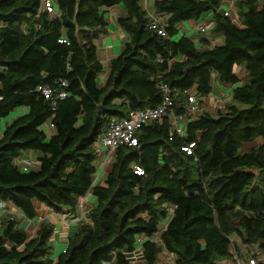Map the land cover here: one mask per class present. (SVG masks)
Segmentation results:
<instances>
[{
    "label": "trees",
    "instance_id": "16d2710c",
    "mask_svg": "<svg viewBox=\"0 0 264 264\" xmlns=\"http://www.w3.org/2000/svg\"><path fill=\"white\" fill-rule=\"evenodd\" d=\"M227 2L235 21L224 14ZM115 6L125 12L117 24L128 39L100 83L95 40ZM56 8L0 0V120L23 110L0 134V202L21 214L0 215V264H129L137 246L146 264L162 250L174 264H237L233 236L264 257V0H156L165 37L149 28L140 0H56ZM207 14L198 42L174 40L178 25ZM215 36L221 44L211 43ZM218 85L231 87L229 103L182 134L167 117L143 126L136 146L117 149L103 185L92 186L93 145L112 118L156 108L160 86L184 100ZM29 151L42 157L23 171L16 161ZM88 192L96 199L88 221L53 260V225L39 220L27 231L22 223L36 218L33 202L73 214Z\"/></svg>",
    "mask_w": 264,
    "mask_h": 264
},
{
    "label": "built area",
    "instance_id": "2783aa9c",
    "mask_svg": "<svg viewBox=\"0 0 264 264\" xmlns=\"http://www.w3.org/2000/svg\"><path fill=\"white\" fill-rule=\"evenodd\" d=\"M143 1L144 0H140L141 3ZM39 2L42 8L47 13L49 14L56 13L57 11L56 0H39ZM228 4L229 7L228 9H225L224 14L225 16L228 15L230 17L229 9L232 8V4L230 2ZM149 18L151 19L149 28L154 30L158 35L165 37L163 27H165L164 24L166 18L159 16L156 13H154ZM194 29L196 30L197 34L206 33V22L202 20L197 22L194 26ZM160 89H162L164 96L160 105H158L156 108L145 109L143 111L129 112L126 118L123 119L112 118L109 121L106 131L100 135V137L93 145V149L97 157L100 158L101 168L103 165H108L109 163H111L112 158L118 148L122 146H129V147L136 146L137 142H136L135 134L143 126L151 124L161 118L167 117L170 120L172 131H174L177 134H182L185 125L188 122L197 119L198 116L201 113H203L204 105L206 104V102L208 103L210 101L209 96L202 97L195 91L188 92L184 100H182L180 97L171 96L169 90L165 86H160ZM41 92L44 95V98L50 100L52 102V105H54L51 92L47 89H42ZM64 96L65 94L60 93L57 95L56 99L57 98L62 99L64 98ZM47 130L52 131V126L49 124L44 126L45 133ZM193 147L194 144H190L187 149H183V150L189 153V149H192ZM19 168L23 171L27 170V168L23 166ZM135 173L140 175L141 171L137 169ZM82 201H83L82 198H80L75 208V212L73 214L65 210L59 212L57 224H59L60 222L64 225H67L69 223V217L71 215H75L76 212L81 219L83 217L82 215H84ZM6 211L12 214H15V212L18 213V211L16 209L11 208L9 204L0 202V215ZM87 213L88 212H86V215ZM162 231L163 229H161L159 235L162 233ZM155 240L156 242L159 243L160 241L159 236H157ZM239 246H242L243 248H247L251 252L245 256L241 255L238 258L237 264H257L259 260H261L264 263V257H260L256 246H246L242 244H239ZM64 249L62 250L61 253L64 252ZM103 264H108V263H103Z\"/></svg>",
    "mask_w": 264,
    "mask_h": 264
},
{
    "label": "crops",
    "instance_id": "0c3cea01",
    "mask_svg": "<svg viewBox=\"0 0 264 264\" xmlns=\"http://www.w3.org/2000/svg\"><path fill=\"white\" fill-rule=\"evenodd\" d=\"M156 0H144L141 5L143 10L146 12L148 17H151L155 12L153 9L154 2ZM228 4V2L226 3ZM125 16V12L123 9L119 6L111 7L109 8L104 17L106 22V33H98L97 38L95 40V45L97 48V58L100 61L102 67H103V73L99 79L100 83L104 82V79L106 78L108 71H109V61L115 57H117L122 48L124 43L127 41L126 34L119 28L117 24L118 18H123ZM210 19V15L207 14L202 17V21L207 22ZM194 25H192V22L182 23L178 25L177 27V34L174 37V40H177L181 37H188L192 39L194 42L199 41V35L197 34L196 30L194 29ZM223 41V36H215L212 38L211 43L213 45H219ZM231 87L227 86H215L214 90L212 91L210 97V101L204 105L207 106L210 104L215 106L217 110H219L221 107L219 105L227 104L230 102V94ZM216 93V94H215ZM228 99L229 102H226ZM209 108V107H208ZM53 131H46V134L50 135ZM42 157V154L40 152H26L22 154L18 161L19 165L26 168V166H29L36 169L38 167V160ZM18 165V164H17ZM101 161L100 158L97 157L96 163L94 164L95 167V174L93 176L92 186H102L103 184H100V181L104 179L105 174H107L110 171L111 163L108 165H103L101 168ZM103 169V170H102ZM82 204H83V217L80 219L79 215H71L69 217V223L67 225H64L58 222V215L59 213L53 212V210L40 205L36 202H33V206L36 210V218L32 221H24L22 223V226L26 229L31 230L36 225L37 221L39 220H46L54 227V234L52 236V242H53V248L57 250V244L61 245L65 248L67 237L72 235L77 226L87 221V215L86 212L90 210L95 204L96 199L95 197L88 192L84 197H82ZM11 211V210H10ZM64 211V210H62ZM66 211V210H65ZM15 212V211H13ZM38 212L41 215H37ZM17 216H21L20 213L15 212ZM32 224V225H31ZM146 239L144 237H140V241L143 242ZM141 242H139V245H141ZM156 242V240H155ZM63 248V249H64ZM59 255V254H58ZM53 260L56 259L52 258ZM129 264H146L145 261L142 258V250L139 246H137L132 253L128 255ZM155 264H174V256L171 254L166 253L164 250L158 255L157 262Z\"/></svg>",
    "mask_w": 264,
    "mask_h": 264
},
{
    "label": "rangeland",
    "instance_id": "374dc122",
    "mask_svg": "<svg viewBox=\"0 0 264 264\" xmlns=\"http://www.w3.org/2000/svg\"><path fill=\"white\" fill-rule=\"evenodd\" d=\"M141 3V2H140ZM225 9H228V6H226V8ZM229 13H230V17L235 21V12H234V8L232 7V8H230L229 9ZM205 16V15H204ZM195 23L194 22H192V25H194ZM237 73H238V76H241V74H242V71L241 70H239V71H237ZM216 94V93H215ZM225 100H227L226 102H229V100L228 99H225ZM221 108L223 107V104H221V105H219ZM209 107V108H208ZM208 107L207 106H204V109H203V112H206V113H210V114H215L216 112H217V108H216V105L215 106H213L212 104H211V102H210V104L208 105ZM23 113V110H20V111H16V112H14L12 115H10L7 119H2V120H0V134H1V131L6 127V125L12 120V118H15L19 113ZM263 143V141L262 140H256V141H254V142H250V143H247V144H245V145H243V150H248V149H251V148H255V147H257V146H259L260 144H262ZM29 152H31V151H29ZM19 161L17 160L16 161V163L18 164V166L19 167H22L21 165H19V163H18ZM26 168H27V171H29V170H34V168H32V167H30L29 166V168H28V166H26ZM100 184H103V181L101 180L100 181ZM37 203V202H36ZM39 204V203H38ZM37 215H41L39 212H38V214ZM88 221V220H87ZM86 221V222H87ZM32 225V224H31ZM35 227V226H34ZM25 230H27V231H30L29 229H26V228H24ZM33 229V228H32ZM239 244H241L240 243V241L238 240V238L237 237H235V236H233V238L231 239V249H235L237 246L239 247V252H240V255H242V256H245V255H248L251 251H249V249H247V248H243L242 246H239ZM53 245V244H52ZM57 250H55L54 248H53V250H52V255H51V258H55V257H57L58 256V254H60L61 252H62V250H63V246H61V245H58L57 244ZM259 254V253H258Z\"/></svg>",
    "mask_w": 264,
    "mask_h": 264
},
{
    "label": "water",
    "instance_id": "95a60500",
    "mask_svg": "<svg viewBox=\"0 0 264 264\" xmlns=\"http://www.w3.org/2000/svg\"><path fill=\"white\" fill-rule=\"evenodd\" d=\"M188 195H192V193H190V192H189V194H188Z\"/></svg>",
    "mask_w": 264,
    "mask_h": 264
}]
</instances>
